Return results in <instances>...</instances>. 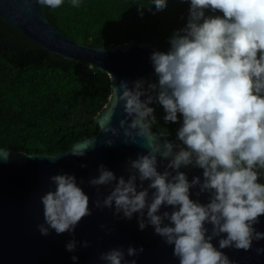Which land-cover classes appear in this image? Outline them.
Segmentation results:
<instances>
[{"label": "clouds", "instance_id": "clouds-1", "mask_svg": "<svg viewBox=\"0 0 264 264\" xmlns=\"http://www.w3.org/2000/svg\"><path fill=\"white\" fill-rule=\"evenodd\" d=\"M71 2L79 6V0ZM37 3L55 9L64 0ZM166 3L153 0L156 11ZM189 3L188 22L173 33L167 53L157 51L150 56L158 83L144 89L142 80L133 82L131 88L121 82L119 96L126 113L119 121L124 143L135 144L137 138L151 136L156 117L149 105L154 100L165 112V123H177L178 114L182 118L176 133L180 143L164 140L161 148L149 141L147 154L129 161L127 180L101 164L99 175L88 183L96 188L112 185L110 193L94 206L114 209V216L126 220L135 215L141 231L151 226L155 235L173 247L179 264H232L223 249L247 252L254 241L264 240V233L255 228L264 216V184L258 182L264 177V0ZM205 11L220 15L205 16ZM103 132L118 135L112 127ZM113 142L103 141L108 146ZM158 156L168 161L163 172L158 171ZM189 166L201 169L202 179L194 176L189 182L180 171ZM50 180L55 190L40 199L44 224L37 226L38 231L42 236L50 230L72 234L91 215L89 197L74 175L59 174ZM192 189H198L196 200L190 198ZM202 195L207 196V203H200ZM162 208L171 211L161 212ZM217 238L218 248L212 243ZM80 246L88 247V242ZM76 249L75 239L66 244V251ZM143 251L131 246L126 250L128 257ZM256 254H264V248H257ZM100 260L129 264L121 249L101 254ZM130 264H136L135 260Z\"/></svg>", "mask_w": 264, "mask_h": 264}, {"label": "water", "instance_id": "water-1", "mask_svg": "<svg viewBox=\"0 0 264 264\" xmlns=\"http://www.w3.org/2000/svg\"><path fill=\"white\" fill-rule=\"evenodd\" d=\"M0 18L47 53L64 60L81 61L106 73L112 91L103 111L96 118L98 131L75 142L68 149L49 155L0 148V264H105L100 256L112 249L124 250L125 261L129 264L132 260L136 264H179L178 258L173 256V247L155 235L151 226L141 231L135 215L131 220H126L122 215L114 216V209L94 206L97 199L102 201L110 193L112 185L96 188L88 183L99 175L98 167L101 164L117 177L124 176L127 180L129 161L147 154L149 141L153 145L160 144L161 148L164 140L173 142L151 126L149 138H137L135 144L124 143L123 130L119 128V121L126 118L123 103L119 101L120 84L126 82L131 88L133 82L142 80L144 89H147L149 83L156 81L150 56L153 52H161L159 36L152 35L141 42L101 47L79 43L66 37L48 21L43 6L37 0H0ZM105 127L116 128L118 135L113 137L109 133L106 136L103 132ZM107 139L114 141L111 146L103 143ZM80 151L85 153L83 157L72 155ZM52 157L56 159L53 161L50 159ZM157 159L158 171L163 172L168 161H161L159 156ZM81 165L86 167L82 168ZM180 171L187 175L189 182L194 176L202 179L199 168L189 166ZM65 173L74 175L77 185L89 197L91 215L83 218L72 234L57 235L50 230L48 236H42L37 228L44 224L40 199L48 191L55 190L50 178ZM258 182L264 184V177ZM147 184L145 181L144 187ZM196 191L198 189L191 190L190 198L193 200L197 199ZM199 201L207 203V196H200ZM163 211L170 212L171 209L162 208ZM206 227L211 228L210 225ZM255 228L264 233V216L260 217V223ZM72 239L77 241V249L68 252L66 244ZM84 241L88 242V247L80 246ZM212 243L219 247L218 238ZM130 246L137 249L142 247L144 251L128 257L126 250ZM257 248H264V240L254 241L252 249L247 252L232 248L222 251L232 264H264V254L257 255ZM73 256L77 257L76 261L72 260Z\"/></svg>", "mask_w": 264, "mask_h": 264}, {"label": "trees", "instance_id": "trees-1", "mask_svg": "<svg viewBox=\"0 0 264 264\" xmlns=\"http://www.w3.org/2000/svg\"><path fill=\"white\" fill-rule=\"evenodd\" d=\"M43 8L57 30L79 43L101 47L158 35L167 53L173 33L188 22L190 3L167 0L156 11L153 0H79L78 7L64 0L59 8ZM212 15L220 13L205 11ZM111 94L106 73L47 53L0 18V148L56 155L98 131L96 118ZM151 107V126L179 144L180 115L177 123H165L162 106L154 100Z\"/></svg>", "mask_w": 264, "mask_h": 264}]
</instances>
